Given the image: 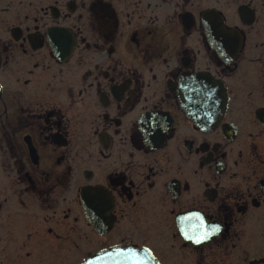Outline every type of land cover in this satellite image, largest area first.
<instances>
[{
	"label": "flooded vegetation",
	"instance_id": "flooded-vegetation-1",
	"mask_svg": "<svg viewBox=\"0 0 264 264\" xmlns=\"http://www.w3.org/2000/svg\"><path fill=\"white\" fill-rule=\"evenodd\" d=\"M0 88V264H264V0H0Z\"/></svg>",
	"mask_w": 264,
	"mask_h": 264
},
{
	"label": "snow or ice",
	"instance_id": "snow-or-ice-1",
	"mask_svg": "<svg viewBox=\"0 0 264 264\" xmlns=\"http://www.w3.org/2000/svg\"><path fill=\"white\" fill-rule=\"evenodd\" d=\"M0 91H2V88H0ZM261 118L264 119V116ZM214 234L215 233L209 231L203 223L193 226V234H189L187 231L183 232L184 238L192 241L194 244H201L210 239ZM29 239H31V237H29ZM142 251L151 255L148 249H143ZM109 255H111V253H109ZM116 255L122 257V259L118 261V264H147V261L141 255V250H138L134 246L120 247L116 250ZM97 259H100V257H97ZM89 264H91V262H89Z\"/></svg>",
	"mask_w": 264,
	"mask_h": 264
},
{
	"label": "rangeland",
	"instance_id": "rangeland-1",
	"mask_svg": "<svg viewBox=\"0 0 264 264\" xmlns=\"http://www.w3.org/2000/svg\"><path fill=\"white\" fill-rule=\"evenodd\" d=\"M166 260V259H165Z\"/></svg>",
	"mask_w": 264,
	"mask_h": 264
}]
</instances>
